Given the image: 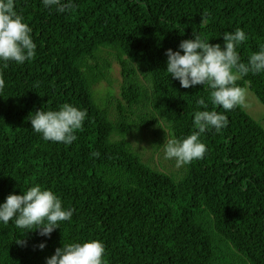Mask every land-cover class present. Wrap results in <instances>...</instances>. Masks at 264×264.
<instances>
[{
	"label": "trees",
	"instance_id": "16d2710c",
	"mask_svg": "<svg viewBox=\"0 0 264 264\" xmlns=\"http://www.w3.org/2000/svg\"><path fill=\"white\" fill-rule=\"evenodd\" d=\"M74 5L57 13L41 0H15L37 49L35 59L3 70L0 203L40 184L74 212L50 237L0 223V264H45L62 244L91 239L104 242L106 264H264V127L243 106L225 113L221 132L202 134L205 157L180 176L153 168L129 140L159 119L171 136L190 134L194 112L204 110L196 104L201 97L209 110L224 111L202 85L182 88L170 78L165 52L193 33L223 45V32L239 27L248 36L239 47L247 62L264 44V0ZM103 50L116 51L122 67L124 103L114 118L108 98L96 92L110 73ZM236 83L264 105V73ZM63 103L87 109L71 145L45 141L27 119Z\"/></svg>",
	"mask_w": 264,
	"mask_h": 264
},
{
	"label": "clouds",
	"instance_id": "9594fccd",
	"mask_svg": "<svg viewBox=\"0 0 264 264\" xmlns=\"http://www.w3.org/2000/svg\"><path fill=\"white\" fill-rule=\"evenodd\" d=\"M41 3L45 9H55L57 13L69 12L75 7L74 0H41ZM193 36V39L182 40L176 51L166 50L165 72L178 80L182 88L202 85L210 90L212 105L221 106L224 111L209 110L203 97L196 100L197 106L204 110L194 112V130L183 138L170 135L163 143L165 158L174 159L177 167L203 159L208 149L202 134L212 129L221 132L229 124L225 113L244 105L247 89L236 82L249 73H264V44L259 45V50L253 52L247 62L241 60L239 47L248 39L242 28L223 32V45L211 44L199 34L193 33ZM36 49L32 28L16 11L15 0H0V89L5 83L3 70L9 63L22 65L35 59ZM86 118L87 109L63 103L56 109L40 108L27 119L32 130L45 141L71 145L78 139L76 133L82 130ZM98 155L93 153V156ZM73 212L74 209L63 206L53 190L35 184L21 194H9L0 203V223L7 225L11 221L25 233L34 229L40 236L50 237L61 222L71 220ZM15 242L26 244L22 239ZM45 246V243L38 245L41 250ZM105 254V244L100 240L64 243L46 258L45 264H106Z\"/></svg>",
	"mask_w": 264,
	"mask_h": 264
},
{
	"label": "rangeland",
	"instance_id": "374dc122",
	"mask_svg": "<svg viewBox=\"0 0 264 264\" xmlns=\"http://www.w3.org/2000/svg\"><path fill=\"white\" fill-rule=\"evenodd\" d=\"M101 56L110 64V73L108 80L103 81L97 86V97L108 98V105L114 118V115L117 114L119 101L124 103L123 98H121L123 86L122 67L116 51L103 50ZM123 59H126V57H123ZM246 89V99L242 106L245 111L264 127V105L249 88ZM138 113H146V111L139 110ZM158 121L159 124L143 128L140 131H133L129 140L134 150L141 155L145 162L150 163L153 168L180 176L185 171V166L177 167L174 159L165 158L163 143L169 138L170 133L163 121L161 119Z\"/></svg>",
	"mask_w": 264,
	"mask_h": 264
}]
</instances>
